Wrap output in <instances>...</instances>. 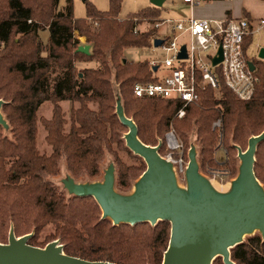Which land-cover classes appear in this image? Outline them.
I'll return each mask as SVG.
<instances>
[{
	"label": "trees",
	"instance_id": "16d2710c",
	"mask_svg": "<svg viewBox=\"0 0 264 264\" xmlns=\"http://www.w3.org/2000/svg\"><path fill=\"white\" fill-rule=\"evenodd\" d=\"M122 4L123 0H109V9L102 12L87 2L86 19H76L72 0L65 12L60 10V0H0V100L6 102L3 114L12 137L0 126V242L13 227L17 238L34 233L29 240L32 246L44 248L60 239L68 256L86 261L162 264L170 223L113 226L101 219L94 198H68L50 179L58 174L62 159L76 181L98 179L99 164L113 144V72L125 113L135 121L140 140L156 146L162 139L160 154L166 153L165 135L173 126L186 145L194 132L204 170L218 168L213 157L215 122H221L228 155L234 152L233 144L245 150L250 137L264 132V59L254 62L258 85L249 101L238 99L225 86L220 92L201 91L179 119V103L137 98L134 86L156 82L159 76L149 62H129L125 51L153 45L154 31L135 34L134 30L160 20L161 8L149 7L120 19ZM95 23L97 32L92 31ZM45 29L50 31L46 46L39 38ZM75 32L86 38L90 55L77 53L81 43ZM251 40L252 34L245 39V50ZM80 62H94L96 67L83 69L81 78ZM66 101L79 103L81 108L68 131L60 109L55 108L53 121L47 125L52 154L41 155L36 149L38 110L47 102ZM88 102L98 103L99 111L89 110ZM256 159L255 175L264 184V142ZM138 174L128 171L117 181V188L125 192L129 180ZM232 260L235 264H264V239L260 235L248 238L232 250ZM214 263L224 264L221 258Z\"/></svg>",
	"mask_w": 264,
	"mask_h": 264
},
{
	"label": "water",
	"instance_id": "95a60500",
	"mask_svg": "<svg viewBox=\"0 0 264 264\" xmlns=\"http://www.w3.org/2000/svg\"><path fill=\"white\" fill-rule=\"evenodd\" d=\"M164 1L152 0L151 4L161 8ZM162 44L160 39L153 42L156 48ZM90 50L89 45H82L77 53L90 55ZM179 58H186L185 46ZM259 58L264 59V49ZM222 59L221 48L213 65ZM249 68L255 72L256 66L249 62ZM153 71L156 72L157 67ZM112 86L115 114L128 129L124 135L126 147L145 162L146 170L133 183L130 192H122L117 188L113 163L104 171L103 179L83 182L76 181L65 166L61 191L66 192L68 198H94L102 212L101 219L109 220L113 226L149 224L156 227L161 222L170 223V241L162 264H214L219 258L224 264H235L232 250L256 235L264 239V184L255 175L256 155L264 142V132L250 137L245 151L232 145L237 151L239 165L227 192L217 191L202 172L199 147L193 135L182 182L174 162L160 154L163 141L150 146L140 140L135 121L125 113L120 85L115 77ZM5 104L0 100V126L7 133L11 127L3 114ZM33 235L17 238L12 227L8 243H0V264H115L68 256L60 240L44 248L32 246L29 240Z\"/></svg>",
	"mask_w": 264,
	"mask_h": 264
},
{
	"label": "built area",
	"instance_id": "2783aa9c",
	"mask_svg": "<svg viewBox=\"0 0 264 264\" xmlns=\"http://www.w3.org/2000/svg\"><path fill=\"white\" fill-rule=\"evenodd\" d=\"M185 3L192 7L199 5L196 0H185ZM260 26L264 27V20ZM154 28L157 31L167 28L164 37L158 38L163 40L159 48L166 52L167 57L160 62H150L152 68L157 67L154 73L159 80L137 83L133 89L137 98L177 102L181 105L177 114L179 119L185 116L187 107L198 100L201 91L220 92L225 86L242 101L253 98L258 78L249 68L250 61L245 50V39L251 35L249 19L227 17L206 20L192 17L188 20L156 22ZM135 32L138 33L137 30ZM183 46L186 47V58H179ZM221 48L223 59L213 65ZM161 66L166 70L164 75H159ZM217 125H220V121ZM165 143L169 153L166 158L173 161L175 166L179 165L177 160L180 159V172L183 173L186 167L182 165L185 162L182 143L174 132L167 134Z\"/></svg>",
	"mask_w": 264,
	"mask_h": 264
},
{
	"label": "rangeland",
	"instance_id": "374dc122",
	"mask_svg": "<svg viewBox=\"0 0 264 264\" xmlns=\"http://www.w3.org/2000/svg\"><path fill=\"white\" fill-rule=\"evenodd\" d=\"M181 1L182 0H167V1H165L164 5L162 7L163 10L161 13L160 20L164 21L166 19H175V17H173V15L177 11V9L173 7V6H176V5H174V3L183 5L181 3ZM66 3H67L66 0H61L60 10H63V7L66 6ZM72 5H73L74 17L76 19H86V16H87L86 3L83 2V0H72ZM107 10H108V5H107L106 10H100V11L105 12ZM65 11H66V9H65ZM130 15H132V13L127 8L126 9L124 8L122 10V12L120 13L119 17H120V19H127ZM192 17H194V16H192ZM261 29H264V27H262ZM135 30H137L138 33H143V32L152 30V31H154L153 38L155 37L158 39V38L164 37L165 31L167 30V28H162L161 30L157 31L154 28V24L143 23V24H140L139 26H137L135 28ZM135 30H134V33L137 34L135 32ZM92 31H95V32L99 31V25L97 26L96 23L93 24L92 25ZM75 35H76L77 39L80 41L81 46L87 45V43H86L87 41H86L85 37H79L77 32H75ZM39 38L42 41V43L46 46L49 43L50 31L48 29L41 30L39 32ZM263 49H264V30H261L252 36V40H251V42L247 48V51H246V56H247L248 60L250 62H253V63L257 60H260L259 54H260L261 50H263ZM166 57H167V54H166V52H164L162 50V48H156L153 45L148 46V47H142V48H133V49H129V50L125 51V58L129 62H133V63H145V62L150 63L152 61L160 62V61H163ZM77 66H78V73H80L83 69L96 67V64L94 62H92V63L80 62V63H77ZM165 71L166 70H165L164 66H161L159 75H164ZM80 77L82 78V74L80 75ZM113 78H114V72H113L112 80H113ZM57 107L60 109V111L62 113L63 120L66 122V124H65L66 125L65 126L66 131H68L69 127L71 126V122H72L71 120L73 118V115H75V113L81 108L79 103H72L69 101L59 102L57 104L47 102V103H44L40 107V109L38 110V113H37L38 121H37L36 149L41 155L50 156L52 154V147L47 142V137H48L47 125L53 121L54 111H55V108H57ZM87 108L91 111H94V112L99 111V105H98V103H95V102H88ZM115 112H116V105L113 106V113H112L115 116L113 119L115 124H114L113 130H112L113 144H112L111 149H110L111 152H106L101 163L99 164L100 173H99V176L97 178L100 180L103 179L104 171L108 168V166L111 163H113L115 165L117 181H120L121 178L123 179V177L125 176V174L128 173V171L137 170V172H139V174H138L139 176L137 175L138 177L130 179L129 180V186L125 190V192H130L133 189V183L143 174L142 170H144V169L146 170V164L140 157L135 156L126 147V144L124 141V135L128 132V129L124 128L120 124V122L118 121L119 119H117ZM219 121L215 122L212 126V130L215 131V133L217 135V140H216L215 146H214L215 152H214L213 157H214L215 164L217 165L216 167H218V168H211V167L207 166L206 170H204L201 161H200V164H201V170L205 176L210 178V180L216 181L220 185H226V184H229V182L233 178L236 177L237 174L233 175V169H235L238 173L239 159L237 158L236 149H234V152H230V155H228V149L225 146V144L223 142L222 135H221V131H222L221 122H220V125H217ZM168 131H169L168 133L174 132L184 147V155H185V158H184L185 162L184 163L185 164L182 163V165L185 168L186 164H188V161H189L188 160V152L190 149V142H191V139L193 138L192 136H193L194 132L188 136L187 145H186L182 141V139L179 137V135L176 133L173 126H171ZM4 134H7L8 136L11 137V134L9 131L7 133H4ZM167 134L166 135L164 134L165 138H166ZM157 145H158V143H157ZM197 145H198L199 150H200V145L198 143H197ZM247 147H248V143H247L246 149H247ZM168 154L169 153L167 152V150H166V153H165V151L164 152L161 151V156H163V157H167ZM200 160H201V156H200ZM177 161H179V165H176L177 172H178V175H180V177H181L180 178L181 181L183 182V173L180 172V159H178ZM65 166H66L65 160L62 159L60 161V165L58 168L59 169L58 174L50 177L51 181L59 188L60 191L62 190L61 180L66 175V173L63 171V169H65ZM101 217H102V215H101ZM3 237H4V240L0 243L7 244L8 239H9V232L8 231L5 232ZM58 240H60V239H58ZM55 241H57V240H55ZM43 242H44L43 238H40L39 243H43Z\"/></svg>",
	"mask_w": 264,
	"mask_h": 264
},
{
	"label": "crops",
	"instance_id": "0c3cea01",
	"mask_svg": "<svg viewBox=\"0 0 264 264\" xmlns=\"http://www.w3.org/2000/svg\"><path fill=\"white\" fill-rule=\"evenodd\" d=\"M167 1V0H165ZM164 1V2H165ZM199 1V5L192 7L190 4L185 3L182 0L180 4L173 6L177 9L173 17L175 19L166 20H188L194 16L197 19L206 20H221L225 18L233 19H249L251 23L252 36L264 29H261L260 22L264 20V0H196ZM66 6L63 7V12L68 5L66 0ZM83 2H90L99 10H106L107 5L109 9V0H83ZM152 0H123L122 10L127 8L132 14L140 12L146 8L154 7L151 4ZM164 5V3H163ZM61 7V0H60ZM163 7V6H162ZM161 7V13L163 8ZM156 8V7H155ZM160 9V8H159ZM165 21V20H164ZM157 22H161L158 20Z\"/></svg>",
	"mask_w": 264,
	"mask_h": 264
},
{
	"label": "bare ground",
	"instance_id": "6f19581e",
	"mask_svg": "<svg viewBox=\"0 0 264 264\" xmlns=\"http://www.w3.org/2000/svg\"><path fill=\"white\" fill-rule=\"evenodd\" d=\"M210 183L219 192H227L230 189V184L220 185L216 181H213V180H210Z\"/></svg>",
	"mask_w": 264,
	"mask_h": 264
}]
</instances>
